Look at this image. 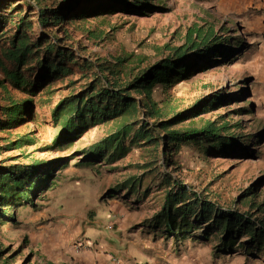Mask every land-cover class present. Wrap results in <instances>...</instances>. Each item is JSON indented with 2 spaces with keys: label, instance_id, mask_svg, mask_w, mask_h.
Returning a JSON list of instances; mask_svg holds the SVG:
<instances>
[{
  "label": "rangeland",
  "instance_id": "374dc122",
  "mask_svg": "<svg viewBox=\"0 0 264 264\" xmlns=\"http://www.w3.org/2000/svg\"><path fill=\"white\" fill-rule=\"evenodd\" d=\"M44 2L49 7L63 2L74 4L75 13L83 15L77 21L86 22L68 26L73 36L70 44L86 58L116 65L124 84L173 56L174 49L186 47L187 63L193 67L190 78L179 84L158 86L153 97L172 103L176 108L174 115L186 114L174 121L172 130L200 128L209 121L215 122L218 127L227 126L228 132L222 135L235 138L239 145L221 150L216 143L192 140L183 144L180 154L171 155L172 166L168 168L164 153L174 150L161 139L157 145L147 141L132 143L131 134L125 141L130 150L124 158L111 164L103 158L89 165L87 157L95 156V146L117 132L123 122L142 121L136 125L140 128L155 120L137 112L92 128L77 138L64 131V117L56 120L54 111L61 102L80 98L92 80H83L78 71L65 79H39L37 63L31 62L23 68L29 84L19 89L7 80L0 66L1 121H7L5 113L12 103L23 107L18 124L0 129V164L62 160L52 163L55 170L48 168L54 176L53 184L50 182L42 195L37 194L33 206L11 210L13 218L8 222L0 213V264H75L76 255L92 250L93 246L87 243L98 249L115 248L120 244L117 239L121 231L133 232L141 227L140 231L148 232V222L162 210L169 192L161 188L167 175L220 208L255 219L263 216L264 0H151L146 15L136 10L113 15L95 11L100 6L119 5L110 0ZM0 16V58L8 65L4 53L14 33L12 23L19 20V15L6 10ZM91 32L98 33L99 38H92ZM200 34H214L216 39L211 40L210 47L194 49L191 42H198ZM29 35L31 43H37L39 28L35 27ZM132 95L137 100L143 98ZM154 138L159 139L160 135L156 132ZM19 140L24 144L21 148H9ZM131 186L136 192L128 203ZM114 189L117 190L111 192ZM117 210L124 211L130 220L135 217L140 224L121 229L124 219L115 221ZM184 232L185 237L178 242L174 237L168 240L195 264H264V250L236 245L233 252L225 254L219 251L218 234L208 240L192 239L203 234V229L194 230L192 225L184 227L181 233ZM247 239L245 236L241 242Z\"/></svg>",
  "mask_w": 264,
  "mask_h": 264
},
{
  "label": "trees",
  "instance_id": "16d2710c",
  "mask_svg": "<svg viewBox=\"0 0 264 264\" xmlns=\"http://www.w3.org/2000/svg\"><path fill=\"white\" fill-rule=\"evenodd\" d=\"M110 1L119 5L100 6L95 11L101 15H113L116 12H135L136 10L139 14L146 15L151 7L148 5L151 0H133L132 4L126 0ZM63 3L49 7L44 0H35L34 3L27 0H0V13L8 10L19 15V20L12 23L14 33L9 37L10 47L4 53L8 65H5L0 58V66L3 67L7 80L16 88H25L29 84V79L24 74L23 68L31 62L37 63L39 79L50 78L53 81L65 79L74 76L78 71L83 80H92L93 84L82 92L80 98L63 101L54 111L56 120L64 117L62 123L64 131L71 135L73 133L77 138L92 128L109 124L112 120L125 118L137 112L142 113L148 120H155L152 125L145 123L140 128L136 125L142 121L123 122L117 132L95 146V156L87 157L89 161L86 164L101 162L103 158L109 164L121 160L130 150L125 146V141L131 134H133L132 143L147 141L157 145L161 139L167 148L174 150L171 154L167 150L164 153L165 167L168 168L172 166V156L180 154L183 144L192 140L216 143L221 150L239 145L235 138L222 135V132H228L227 126L218 127L215 122L209 121L200 128L191 126L185 130H172L174 121L184 118L186 114L174 115L176 108L172 103L156 100L153 97V91L158 86L167 87L190 78L193 67L187 63L186 47L174 49L173 56L146 69L129 83H121L120 70L116 65H111L107 61L95 62L74 50L73 44H70L73 36L67 28L72 24L86 21L85 19L77 21L76 18L83 15L75 13L73 3ZM1 21L0 18L2 25ZM35 27L39 28L40 36L37 43H31L29 34ZM60 33H63V36H60ZM90 36L99 38L100 35L91 32ZM213 38H215L214 34H200L198 42L192 41L191 44L194 49L202 46L210 47ZM97 87L99 88L96 89ZM132 94L143 96V98L137 100ZM22 112L21 105L12 103L5 113L7 121L0 119V129L18 124ZM69 114L71 116L66 118ZM172 114L174 116L170 120L163 121ZM199 115L201 114L195 116ZM156 132L160 135L159 139L154 138ZM23 145V141L19 140L12 143L9 148L19 149ZM214 148L217 147L214 146ZM59 162L62 160L51 163L34 161L30 165L0 164V211H3L0 213L3 215L4 222L13 218L10 214L11 210L14 212L20 206L35 204L37 194L42 195L53 180L54 176L48 168L51 166V169L55 170V165L52 163ZM65 166L66 164L61 165V168ZM161 186L169 192L162 210L147 224L154 233L160 232L167 238L169 236L175 239L183 238L187 232L181 233V230L192 225L194 230L203 229L200 237L192 236V239L208 240L210 236L218 234L219 251L225 254L233 252L232 248L236 245L244 249L264 250V211L262 217L255 219L239 211L220 208L194 193L171 175H167ZM132 188L131 186L129 189L128 203L132 201V196L136 192ZM115 190L117 189L111 192ZM245 236L248 239L241 242ZM1 254L2 250H0V258Z\"/></svg>",
  "mask_w": 264,
  "mask_h": 264
},
{
  "label": "crops",
  "instance_id": "0c3cea01",
  "mask_svg": "<svg viewBox=\"0 0 264 264\" xmlns=\"http://www.w3.org/2000/svg\"><path fill=\"white\" fill-rule=\"evenodd\" d=\"M123 212L117 210L114 213L115 221L124 219V222L121 220L122 224L119 225L121 229H131L140 224L135 221V217H131L130 220L125 216L128 212L127 209H125V214ZM120 228L119 230H121ZM140 230H142L141 227L133 232L123 233L121 231V235L117 239L120 244L115 248L98 249L95 245L87 243V246L94 248L86 249L76 255L75 264H140V261H143V264H195L194 259L182 255L180 248L170 243L168 239H172V237L167 238L151 230L145 233ZM176 241L178 242L179 238ZM123 246L126 247L122 248Z\"/></svg>",
  "mask_w": 264,
  "mask_h": 264
},
{
  "label": "built area",
  "instance_id": "2783aa9c",
  "mask_svg": "<svg viewBox=\"0 0 264 264\" xmlns=\"http://www.w3.org/2000/svg\"><path fill=\"white\" fill-rule=\"evenodd\" d=\"M81 246V245H80Z\"/></svg>",
  "mask_w": 264,
  "mask_h": 264
}]
</instances>
